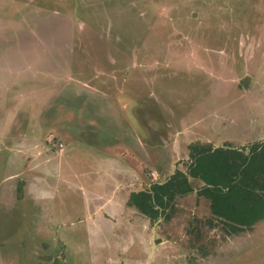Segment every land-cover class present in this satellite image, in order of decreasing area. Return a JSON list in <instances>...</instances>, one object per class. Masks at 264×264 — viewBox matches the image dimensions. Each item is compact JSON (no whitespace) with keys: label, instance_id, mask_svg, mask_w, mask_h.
<instances>
[{"label":"rangeland","instance_id":"rangeland-1","mask_svg":"<svg viewBox=\"0 0 264 264\" xmlns=\"http://www.w3.org/2000/svg\"><path fill=\"white\" fill-rule=\"evenodd\" d=\"M91 122L144 138L115 200ZM263 138L264 0H0V264H264V219L228 233L200 181L167 221L126 205L190 143Z\"/></svg>","mask_w":264,"mask_h":264},{"label":"trees","instance_id":"trees-1","mask_svg":"<svg viewBox=\"0 0 264 264\" xmlns=\"http://www.w3.org/2000/svg\"><path fill=\"white\" fill-rule=\"evenodd\" d=\"M213 148L211 142L188 144L189 163L185 171L175 168L165 180L152 181L149 186L132 191L126 205L153 222L159 218L167 221L175 209V200L193 192V179L201 182L197 197L208 201L211 217L228 233H240L261 222L264 138L239 146L225 142Z\"/></svg>","mask_w":264,"mask_h":264},{"label":"crops","instance_id":"crops-1","mask_svg":"<svg viewBox=\"0 0 264 264\" xmlns=\"http://www.w3.org/2000/svg\"><path fill=\"white\" fill-rule=\"evenodd\" d=\"M93 125L94 124H92L91 122L87 125V127H81L82 130H79L77 132V135L81 136V133H83L86 129H88L90 135H88L87 137L89 138V142L91 143V145H92V129L97 128L96 126ZM69 131H71V129H69ZM133 136H134L133 138L135 139L134 143L133 142L130 143L128 142V140L125 139V140H121L123 141L121 143V146H117L113 143L102 146L97 144H95V146L92 145V149H95L96 151H104L108 153L109 156L107 158L120 159L119 161H115L114 159L113 160L107 159L104 156L103 157L96 156L93 158L92 164L102 165L104 167L103 169H110V172H112L113 178H111L110 180H112L113 183L109 189L110 192L108 193V195H105L104 197L105 199L112 198L115 200V198L117 197L116 195L118 191L117 188L120 186L124 188V186H126L129 183L141 184V185L144 184L143 183L144 178L142 174L139 172V169L140 170L143 169L144 166L143 162H144V158L146 157L142 142L144 138L143 135H141L139 132L138 133L134 132ZM206 142H210V140H206ZM169 146H171L170 143L167 145V147ZM217 146L214 145V147ZM64 152H66L65 146H64ZM62 155L64 156L65 154L63 153ZM116 176L118 177V179H116ZM92 182L96 184V179L93 178ZM141 189H143V187H141ZM92 196L97 197L98 199H102V200L104 199L101 196V194H96L93 191H92Z\"/></svg>","mask_w":264,"mask_h":264},{"label":"water","instance_id":"water-1","mask_svg":"<svg viewBox=\"0 0 264 264\" xmlns=\"http://www.w3.org/2000/svg\"><path fill=\"white\" fill-rule=\"evenodd\" d=\"M214 148H216V147H214ZM213 148V149H214ZM161 220V218H159L158 220H157V222H159ZM153 231H154V229H153ZM156 242L154 241L153 242V247H152V250L150 251V253H149V257H148V259H147V262H146V264H149L150 262H151V257H152V254H153V252H154V249H155V247H156Z\"/></svg>","mask_w":264,"mask_h":264}]
</instances>
